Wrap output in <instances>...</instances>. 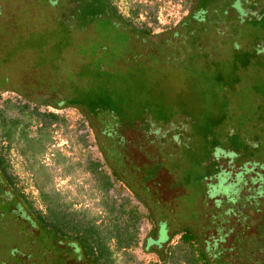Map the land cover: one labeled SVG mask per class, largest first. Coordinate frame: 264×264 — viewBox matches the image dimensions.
<instances>
[{"label": "rangeland", "instance_id": "374dc122", "mask_svg": "<svg viewBox=\"0 0 264 264\" xmlns=\"http://www.w3.org/2000/svg\"><path fill=\"white\" fill-rule=\"evenodd\" d=\"M113 2L150 34L120 22L108 0H0V108L38 101L67 119L35 157L13 144L19 186L44 211L41 190L107 220L78 141L84 120L93 158L125 174L109 195L143 214L136 245L110 242L117 264H184L164 260L185 230L213 263L264 264V178L253 180L264 174V0ZM82 107L130 159L106 158ZM13 198L0 174V264H87L78 245L50 244Z\"/></svg>", "mask_w": 264, "mask_h": 264}, {"label": "trees", "instance_id": "16d2710c", "mask_svg": "<svg viewBox=\"0 0 264 264\" xmlns=\"http://www.w3.org/2000/svg\"><path fill=\"white\" fill-rule=\"evenodd\" d=\"M108 6L111 7L119 21L127 27L141 34H150V30L139 29L132 18L125 17L113 0H108ZM137 16L138 11L133 10L131 17ZM40 103L38 101L32 103L28 100H18L14 103L11 100H5L4 106L0 108V174L14 192L15 201L21 202L37 226L49 235L50 244H54L55 247L60 246L61 242L69 243L70 246L71 244L78 245L81 249V252H78L79 257H82L87 264H117L115 251L111 248L110 242L115 241L118 249L136 245L140 234L139 223L143 214L129 196H123L120 200L111 198L110 191L123 181L121 180L123 177H120L114 170L109 171L102 159L93 158L89 140L84 134L80 133L78 138L90 152L86 166L87 170L95 176L99 190L105 195V206L109 212L107 220L97 223L98 217H89L88 212L71 208V204L60 201L58 196L44 190H41V196L46 210L37 208L34 200L28 196L23 187L19 186L17 176L11 170L9 155L14 143H22L23 153L32 151V157H35L38 147L44 146L45 133L52 130V125L67 123L64 115L48 109L43 110ZM9 109L15 113L6 114ZM33 124L38 127L36 136H30ZM85 126H87L85 121L80 120L78 131ZM263 178L264 174L256 171V177L253 180L263 182ZM226 187L233 189L235 182L227 184ZM263 188L264 186H261L258 191L260 192ZM132 192L139 197L140 193L135 189H132ZM243 238L240 237L238 243L243 242ZM180 242L181 244L168 248L169 253L166 254L165 263L169 259H174L183 261L184 264H216L215 261L214 263L210 261L207 253L202 249L204 244L196 239L191 230H185L182 233ZM177 251L180 252L179 255H176ZM69 256L75 257L76 255Z\"/></svg>", "mask_w": 264, "mask_h": 264}, {"label": "crops", "instance_id": "0c3cea01", "mask_svg": "<svg viewBox=\"0 0 264 264\" xmlns=\"http://www.w3.org/2000/svg\"><path fill=\"white\" fill-rule=\"evenodd\" d=\"M83 108V107H82ZM83 113L85 114L84 116H86V118L91 122V126H92V128H93V130H94V132H95V134L97 135V137L100 139L101 138V140H103L104 139V144H102V145H104L103 147H104V152L106 153V158L108 159V160H110V162L111 161H113V160H115V161H127L128 159H130L128 156H129V149H128V145H127V143H126V141H125V144H123L124 145V148L127 150V160H125L124 158H123V160L122 159H119V158H117V154H116V148L115 147H113L112 146V143H111V139H110V137L108 136V134L106 133V128H104V125L105 124H103L102 123V119L101 118H99V117H96V116H93V115H90L89 114V112L85 109V108H83ZM110 122V121H109ZM53 125H55V124H53ZM53 125H52V127H53ZM78 141L81 143V141H80V139L78 138ZM102 143V142H101ZM143 143V141H140V144H142ZM150 143H152V142H150L149 141V143L148 144H150ZM82 144V143H81ZM82 146H83V144H82ZM88 157H89V155L87 154V157H86V160H87V162H88ZM132 159V158H131ZM86 168V171L88 172V173H90L88 170H87V166L85 167ZM113 171V170H112ZM115 172H117L118 174H119V176L120 177H124L125 176V174L124 173H120L119 171H117V170H114ZM91 174V173H90ZM91 176H93L94 178H95V176L93 175V174H91ZM96 180V179H95Z\"/></svg>", "mask_w": 264, "mask_h": 264}, {"label": "built area", "instance_id": "2783aa9c", "mask_svg": "<svg viewBox=\"0 0 264 264\" xmlns=\"http://www.w3.org/2000/svg\"><path fill=\"white\" fill-rule=\"evenodd\" d=\"M80 133L84 134V135L87 137V139L89 140V143H90L89 148H90V151L93 153L94 143H93V142L91 141V139H90V133H89V130H88L87 128H84V129H82V130L80 131ZM94 156H95V155H94ZM94 158L100 159V158H98L97 156H95Z\"/></svg>", "mask_w": 264, "mask_h": 264}, {"label": "flooded vegetation", "instance_id": "af4514ba", "mask_svg": "<svg viewBox=\"0 0 264 264\" xmlns=\"http://www.w3.org/2000/svg\"><path fill=\"white\" fill-rule=\"evenodd\" d=\"M14 199V198H13ZM14 201H15V199H14ZM27 219H28V221H29V223L31 224V222L30 221H33V219L30 217V218H28V217H26ZM38 228V229H37ZM37 228H36V230H38V232H43V230H41L38 226H37ZM44 233V232H43ZM48 235V234H47ZM61 243H63V242H61ZM60 247V246H59Z\"/></svg>", "mask_w": 264, "mask_h": 264}]
</instances>
